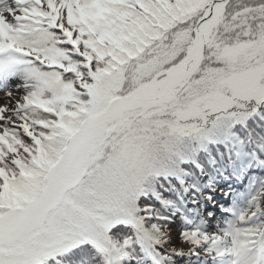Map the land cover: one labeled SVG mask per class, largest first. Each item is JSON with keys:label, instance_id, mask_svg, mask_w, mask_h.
Returning a JSON list of instances; mask_svg holds the SVG:
<instances>
[{"label": "snow or ice", "instance_id": "6c2138e0", "mask_svg": "<svg viewBox=\"0 0 264 264\" xmlns=\"http://www.w3.org/2000/svg\"><path fill=\"white\" fill-rule=\"evenodd\" d=\"M0 264H264V0H0Z\"/></svg>", "mask_w": 264, "mask_h": 264}]
</instances>
